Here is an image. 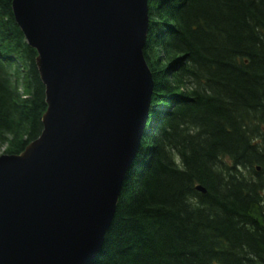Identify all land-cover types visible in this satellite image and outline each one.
<instances>
[{"label": "trees", "instance_id": "obj_1", "mask_svg": "<svg viewBox=\"0 0 264 264\" xmlns=\"http://www.w3.org/2000/svg\"><path fill=\"white\" fill-rule=\"evenodd\" d=\"M148 1L152 107L91 264H264V0ZM12 3L0 0V143L19 154L48 105Z\"/></svg>", "mask_w": 264, "mask_h": 264}, {"label": "water", "instance_id": "obj_2", "mask_svg": "<svg viewBox=\"0 0 264 264\" xmlns=\"http://www.w3.org/2000/svg\"><path fill=\"white\" fill-rule=\"evenodd\" d=\"M12 7L37 50L48 107L40 136L0 156V264H91L152 107L149 1L13 0Z\"/></svg>", "mask_w": 264, "mask_h": 264}, {"label": "rangeland", "instance_id": "obj_3", "mask_svg": "<svg viewBox=\"0 0 264 264\" xmlns=\"http://www.w3.org/2000/svg\"><path fill=\"white\" fill-rule=\"evenodd\" d=\"M8 149V144L0 143V156L7 154Z\"/></svg>", "mask_w": 264, "mask_h": 264}]
</instances>
